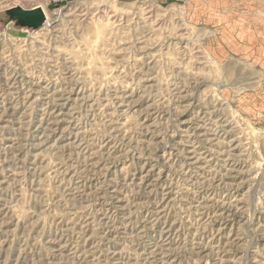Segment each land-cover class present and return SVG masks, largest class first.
<instances>
[{
	"label": "rangeland",
	"instance_id": "rangeland-1",
	"mask_svg": "<svg viewBox=\"0 0 264 264\" xmlns=\"http://www.w3.org/2000/svg\"><path fill=\"white\" fill-rule=\"evenodd\" d=\"M17 5L0 264H264V0Z\"/></svg>",
	"mask_w": 264,
	"mask_h": 264
},
{
	"label": "water",
	"instance_id": "water-1",
	"mask_svg": "<svg viewBox=\"0 0 264 264\" xmlns=\"http://www.w3.org/2000/svg\"><path fill=\"white\" fill-rule=\"evenodd\" d=\"M47 22L46 12H44L41 6L26 9L21 5H17L2 10L0 14V27H7L12 24L17 30L37 31Z\"/></svg>",
	"mask_w": 264,
	"mask_h": 264
},
{
	"label": "bare ground",
	"instance_id": "bare-ground-1",
	"mask_svg": "<svg viewBox=\"0 0 264 264\" xmlns=\"http://www.w3.org/2000/svg\"><path fill=\"white\" fill-rule=\"evenodd\" d=\"M43 7V6H42ZM44 10V9H43ZM46 10V9H45ZM44 10V12H46V15H47V19H50V21H51V16H50V13L48 12V11H45ZM236 28V27H235ZM229 29V28H228ZM246 33H248V32H246ZM245 35H247V34H245ZM247 38V37H246ZM245 40V39H244Z\"/></svg>",
	"mask_w": 264,
	"mask_h": 264
}]
</instances>
